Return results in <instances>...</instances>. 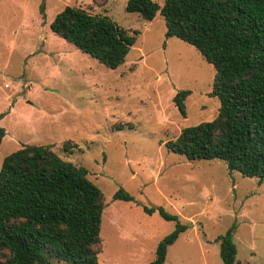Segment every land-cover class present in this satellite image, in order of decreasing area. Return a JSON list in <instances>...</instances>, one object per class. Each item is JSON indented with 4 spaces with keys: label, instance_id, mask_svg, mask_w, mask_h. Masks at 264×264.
<instances>
[{
    "label": "rangeland",
    "instance_id": "1",
    "mask_svg": "<svg viewBox=\"0 0 264 264\" xmlns=\"http://www.w3.org/2000/svg\"><path fill=\"white\" fill-rule=\"evenodd\" d=\"M127 1L0 0V169L25 144L50 145L85 167L105 195L100 264L151 262L176 226L159 206L192 223L164 264H224L217 238L231 226L237 259L264 264V180L167 147L184 128L217 116L214 65L193 45L167 37L160 13L145 20L126 11ZM67 5L139 31L124 64L107 67L51 30ZM186 89L183 116L173 98ZM67 141L78 145L71 153ZM120 188L133 199L114 198Z\"/></svg>",
    "mask_w": 264,
    "mask_h": 264
},
{
    "label": "trees",
    "instance_id": "2",
    "mask_svg": "<svg viewBox=\"0 0 264 264\" xmlns=\"http://www.w3.org/2000/svg\"><path fill=\"white\" fill-rule=\"evenodd\" d=\"M42 10V9H41ZM126 11L152 21L160 13L166 36L193 45L215 67L212 96L217 116L184 128L167 147L188 159H222L230 170L264 180V0H128ZM70 45L110 68L125 63L139 31L130 33L108 15L67 5L50 23ZM181 90L173 100L186 116ZM5 129L0 126V144ZM72 141L63 149L72 152ZM104 193L88 170L63 159L50 145L25 144L6 155L0 169V264H100ZM114 198L132 200L124 188ZM154 212L155 207H145ZM175 229L148 264H164L170 245L192 227L163 206ZM233 226L217 238L224 264L237 259Z\"/></svg>",
    "mask_w": 264,
    "mask_h": 264
},
{
    "label": "crops",
    "instance_id": "3",
    "mask_svg": "<svg viewBox=\"0 0 264 264\" xmlns=\"http://www.w3.org/2000/svg\"><path fill=\"white\" fill-rule=\"evenodd\" d=\"M51 22H49V25H50Z\"/></svg>",
    "mask_w": 264,
    "mask_h": 264
}]
</instances>
